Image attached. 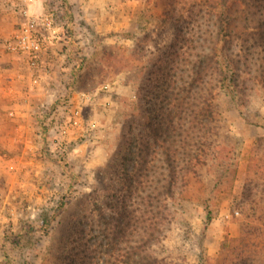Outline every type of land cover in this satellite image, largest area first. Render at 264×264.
<instances>
[{
    "label": "rangeland",
    "instance_id": "rangeland-1",
    "mask_svg": "<svg viewBox=\"0 0 264 264\" xmlns=\"http://www.w3.org/2000/svg\"><path fill=\"white\" fill-rule=\"evenodd\" d=\"M167 3L34 0L38 13L55 11L59 30L40 86L0 50V264H65L78 233L109 212L122 142L144 127L145 78L174 38L163 22ZM247 85L236 95L217 91L206 161L169 201L151 250L158 259L264 264V86ZM81 93L89 96L83 131L62 139L46 130L43 116Z\"/></svg>",
    "mask_w": 264,
    "mask_h": 264
},
{
    "label": "trees",
    "instance_id": "trees-1",
    "mask_svg": "<svg viewBox=\"0 0 264 264\" xmlns=\"http://www.w3.org/2000/svg\"><path fill=\"white\" fill-rule=\"evenodd\" d=\"M163 22L174 38L145 78L143 130L122 142L113 204L78 233L65 264H169L152 245L168 223L169 201L206 161L217 91L264 86V0H168ZM53 162L78 179L64 159Z\"/></svg>",
    "mask_w": 264,
    "mask_h": 264
},
{
    "label": "built area",
    "instance_id": "built-area-1",
    "mask_svg": "<svg viewBox=\"0 0 264 264\" xmlns=\"http://www.w3.org/2000/svg\"><path fill=\"white\" fill-rule=\"evenodd\" d=\"M14 9L20 21L8 36L0 39V50L16 59L33 86H40L49 70L46 59L53 45L58 42L55 11L38 13L34 8V0H15ZM103 89L108 90V86ZM88 103L89 96L85 93L71 96L64 104L52 110L49 116L45 114L43 124L56 131L62 139L74 138L83 131V112ZM87 129L94 131L95 121L88 123Z\"/></svg>",
    "mask_w": 264,
    "mask_h": 264
},
{
    "label": "crops",
    "instance_id": "crops-1",
    "mask_svg": "<svg viewBox=\"0 0 264 264\" xmlns=\"http://www.w3.org/2000/svg\"><path fill=\"white\" fill-rule=\"evenodd\" d=\"M40 4L43 6L44 0H39ZM14 2L15 0H0V39H2L4 36H6L8 33H11V31L16 27L19 20V15L14 9ZM38 6H36V10H38ZM7 58L11 60V57L7 55ZM16 66V65H15ZM17 69L12 70L14 72L15 79H18V67ZM12 80H10L11 83ZM10 90L13 88L11 85ZM8 90V91H10Z\"/></svg>",
    "mask_w": 264,
    "mask_h": 264
}]
</instances>
